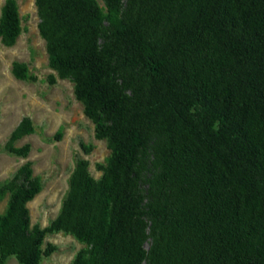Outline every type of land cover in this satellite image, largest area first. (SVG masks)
<instances>
[{
	"label": "trees",
	"instance_id": "trees-1",
	"mask_svg": "<svg viewBox=\"0 0 264 264\" xmlns=\"http://www.w3.org/2000/svg\"><path fill=\"white\" fill-rule=\"evenodd\" d=\"M101 1L35 5L49 65L110 156L98 179L77 161L45 227L30 224L42 183L24 163L0 214V264H40L60 230L87 245L71 264H264V0ZM20 30L4 0L1 41Z\"/></svg>",
	"mask_w": 264,
	"mask_h": 264
},
{
	"label": "rangeland",
	"instance_id": "rangeland-1",
	"mask_svg": "<svg viewBox=\"0 0 264 264\" xmlns=\"http://www.w3.org/2000/svg\"><path fill=\"white\" fill-rule=\"evenodd\" d=\"M15 1L20 33L10 46L0 39V214L6 208L9 185L20 182L14 178L17 170L29 162L33 176L42 183L40 192L27 203L30 224L45 227L60 211L77 161L86 160L89 173L98 179L101 170L96 165L106 164L110 149L106 139L96 138L94 122L76 98L72 80L59 77L50 67L35 0ZM3 3L0 0V14ZM14 62L26 66L28 78L13 74ZM21 124L26 130L17 132ZM29 127L32 130L27 131ZM25 143L29 144L27 155L13 152L12 148ZM48 246L52 251L42 255L40 264H71L76 253L87 247L62 230L45 235L41 247ZM148 246V242L143 245L145 250ZM6 264L20 263L10 255Z\"/></svg>",
	"mask_w": 264,
	"mask_h": 264
}]
</instances>
